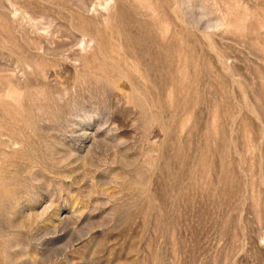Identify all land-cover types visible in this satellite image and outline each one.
<instances>
[{"label": "rangeland", "instance_id": "1", "mask_svg": "<svg viewBox=\"0 0 264 264\" xmlns=\"http://www.w3.org/2000/svg\"><path fill=\"white\" fill-rule=\"evenodd\" d=\"M0 264H264V0H0Z\"/></svg>", "mask_w": 264, "mask_h": 264}]
</instances>
